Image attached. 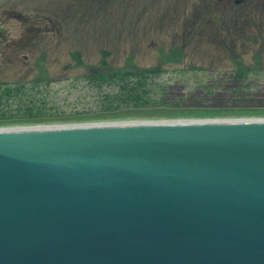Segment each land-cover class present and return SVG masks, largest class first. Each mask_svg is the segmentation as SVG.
<instances>
[{
  "label": "water",
  "instance_id": "95a60500",
  "mask_svg": "<svg viewBox=\"0 0 264 264\" xmlns=\"http://www.w3.org/2000/svg\"><path fill=\"white\" fill-rule=\"evenodd\" d=\"M164 122L0 128V264H264V118Z\"/></svg>",
  "mask_w": 264,
  "mask_h": 264
},
{
  "label": "rangeland",
  "instance_id": "374dc122",
  "mask_svg": "<svg viewBox=\"0 0 264 264\" xmlns=\"http://www.w3.org/2000/svg\"><path fill=\"white\" fill-rule=\"evenodd\" d=\"M38 3L44 32L37 38L29 33L30 46L9 27L13 22L4 28L12 33L6 55L16 58L6 64L0 56V83L26 84L27 93L3 103L1 111L13 119L2 120L0 112V128L264 118V0ZM172 48L182 49L179 63L166 62ZM105 51L109 68L164 71L152 81L149 106L117 110L106 99L108 86L88 82L87 76L102 69ZM239 70L244 81L234 76ZM39 78L45 82L33 88L30 83ZM31 102L42 106L41 119H20L19 105Z\"/></svg>",
  "mask_w": 264,
  "mask_h": 264
},
{
  "label": "trees",
  "instance_id": "16d2710c",
  "mask_svg": "<svg viewBox=\"0 0 264 264\" xmlns=\"http://www.w3.org/2000/svg\"><path fill=\"white\" fill-rule=\"evenodd\" d=\"M75 60L81 61L79 52L73 55ZM109 52L103 53L102 62L100 68L95 70L92 75L87 76L88 82L98 87L108 86L111 90L106 94L108 102L114 105L117 110L122 108H141L149 106L152 101V81H155L164 72L160 68H142L135 65L128 70L112 69L107 62ZM182 49L172 48L166 55V62L179 63L182 59ZM242 71L234 72V76L239 80H245L242 75ZM45 79L39 78L30 83L33 88L38 87L40 83H44ZM26 84L19 83L18 86H11L8 84L0 83V112H2V120L13 119L7 118L6 112L1 111L3 103L7 102L12 97H25L26 96ZM42 106L36 105L33 102L30 104H20L17 112L22 116L20 119L30 121L39 120ZM8 113V112H7ZM11 116V115H10ZM15 118V117H14Z\"/></svg>",
  "mask_w": 264,
  "mask_h": 264
},
{
  "label": "flooded vegetation",
  "instance_id": "af4514ba",
  "mask_svg": "<svg viewBox=\"0 0 264 264\" xmlns=\"http://www.w3.org/2000/svg\"><path fill=\"white\" fill-rule=\"evenodd\" d=\"M240 1L242 0H236V2ZM42 13L41 4L38 3V0H0V56L2 59L7 57L5 59L6 64H13L16 55L7 56L6 51L11 50V45L7 44L6 40L10 39L12 33L5 31L4 28L13 22L14 25L9 27L12 30L16 28V32L22 35L21 38L28 39L26 40L30 46L29 36L33 35L32 38H37L41 32H44ZM3 24L6 25L3 26ZM24 58L27 60L26 56Z\"/></svg>",
  "mask_w": 264,
  "mask_h": 264
},
{
  "label": "bare ground",
  "instance_id": "6f19581e",
  "mask_svg": "<svg viewBox=\"0 0 264 264\" xmlns=\"http://www.w3.org/2000/svg\"><path fill=\"white\" fill-rule=\"evenodd\" d=\"M168 121H170V120H168ZM186 121H188V120H186ZM186 121H182V120H175V121H170V122H164V123H168V124H175V123H185ZM200 121H206V120H200ZM132 122V121H131ZM134 122H136V121H134ZM163 124V123H162ZM39 125H31V126H19V127H8V128H18V129H20V128H22V127H28V128H31V127H38ZM49 126V125H48ZM7 128V129H8ZM25 129V128H24Z\"/></svg>",
  "mask_w": 264,
  "mask_h": 264
}]
</instances>
